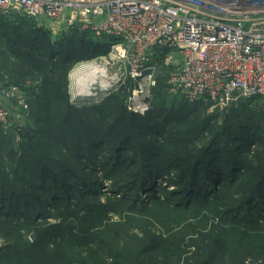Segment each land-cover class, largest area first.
<instances>
[{
    "label": "trees",
    "instance_id": "16d2710c",
    "mask_svg": "<svg viewBox=\"0 0 264 264\" xmlns=\"http://www.w3.org/2000/svg\"><path fill=\"white\" fill-rule=\"evenodd\" d=\"M48 35L33 19L0 17V85L31 83L33 89L29 90V94L33 99L30 101V111L34 122L41 123L37 119L47 122L54 140H60L59 144H65L66 141L70 143L66 149L67 154L57 156L55 152L50 155L40 154L37 149L38 140H34L26 144L22 156L17 159L15 152L5 147L6 138L0 131V146L3 148H0V221L6 219V223H11L9 221L24 219L25 223L31 224L34 219L59 220L55 212L66 208L72 211V216H61V212L60 217L65 218L60 221L66 222L64 226H69L70 230L77 231L74 219L85 223V218L79 217V213L84 211L90 221L96 218L93 217L96 214L99 217L96 226L83 229L87 239L93 238L96 241L88 248L89 255L104 253L122 264H175L169 259L165 262L162 259L186 254L184 248L188 246L182 237L178 238L181 231L172 233L173 229L182 225L197 236L192 240L197 239L193 246L196 247L197 258L201 259L199 264H213L221 253L222 257L232 256L235 264H243V259L252 255L257 247L263 252L264 222L261 224L260 221H264V152H260L264 150V145L258 140V127L249 129L246 125L247 121L264 120V111L259 113L256 108H252V103L260 99L242 100L229 107L235 111V115H225L222 132L215 133V126L209 128L210 140L200 137V126L192 129V135L187 138L173 136L178 142L190 145L194 141L197 146L191 145V148L187 145L182 149L172 146L173 149L164 154L161 148L155 149L158 141L185 123L189 116L199 113L201 108L209 110L210 105L203 102L187 103L172 97L165 76H160L154 89V106L146 116L128 112L118 100L120 95L117 94L109 96L101 104L77 107L71 104L68 94L67 78L73 62L96 53L107 54L112 40L70 30L57 43H46L45 37ZM237 116L241 118L236 121ZM110 118L113 120L110 121ZM208 121L205 120V125ZM230 121L238 122L239 129L228 132L226 129ZM260 128V131L264 130V127ZM234 140L237 144L232 143ZM109 143L114 145L117 152L114 155L117 159L109 160V165H115L114 161L117 160L115 169L129 179L113 186L114 195H120V198L115 197L105 204L91 202L86 197L91 195L96 198L102 184L83 176L80 168L85 164L76 159L81 156L90 161L97 156V147ZM251 146H260L254 152L260 149V154L252 155L253 152L249 150ZM108 149L112 150L111 146ZM58 151L63 152L60 149ZM123 151L133 154L127 162L132 166L128 167L120 158ZM244 154L248 155L246 160L242 158ZM4 158L7 161L10 158L16 163V166H11L10 172ZM34 161L35 165L28 167L27 164ZM20 167L28 170L31 177H19ZM10 173L15 174L14 179ZM32 180L37 184H33ZM20 181L25 185L21 186ZM29 186L41 192L34 193ZM173 187V191H170ZM221 187L223 192L219 195ZM130 201L133 202L131 210L139 216L154 218L165 229L163 234L152 238L153 234L139 224L142 217L124 218L130 225L138 224L139 229L145 231L143 237L150 236L143 248L146 256L150 255L147 260H143L144 256L131 260L116 247V243H106L104 239L103 234L106 232L115 234L121 240L125 222L103 225V217L107 211H114L115 205H129ZM51 209L54 214L50 215ZM169 215L180 219H171ZM237 220L252 224L237 225ZM167 223L176 227L169 229ZM16 225L20 226L22 232L21 225ZM49 227L42 234L43 237H54L60 228L52 225ZM112 227L120 228L121 233L117 232L121 235H117ZM59 235L64 240L45 251L53 262L44 258L34 264L57 262L55 258L60 256L57 257L55 252L62 245L65 251L70 250L69 245L72 248L64 260L68 261L66 264H74L73 256L83 252V249L77 251L72 246H77L73 235L66 239V234L60 232ZM192 240L190 244H193ZM15 246L21 256L46 255L44 251L41 253L42 246L37 247L26 240L17 241ZM240 251L244 256H239ZM1 252L0 260L3 263L5 256Z\"/></svg>",
    "mask_w": 264,
    "mask_h": 264
},
{
    "label": "built area",
    "instance_id": "2783aa9c",
    "mask_svg": "<svg viewBox=\"0 0 264 264\" xmlns=\"http://www.w3.org/2000/svg\"><path fill=\"white\" fill-rule=\"evenodd\" d=\"M16 16L45 22L58 37L77 30L111 39L96 61L106 62L109 89L124 88L134 114L149 112L160 76L183 102L221 110L264 102V0H0V17ZM31 87L0 85L3 128L29 109Z\"/></svg>",
    "mask_w": 264,
    "mask_h": 264
},
{
    "label": "rangeland",
    "instance_id": "374dc122",
    "mask_svg": "<svg viewBox=\"0 0 264 264\" xmlns=\"http://www.w3.org/2000/svg\"><path fill=\"white\" fill-rule=\"evenodd\" d=\"M38 27L42 30L47 32L49 35L45 37L46 39V43L47 42H58L62 37H58V36H54L52 30L48 29V27L46 26L45 22L42 23H38L36 22ZM70 31V30H69ZM11 44V43H10ZM102 55V54H100ZM100 55L98 53L93 54L91 57H86V58H82L80 60H77L75 62H73V65L70 69V72L68 74V94H69V98H70V102L71 104L77 106V107H83L86 105H92V104H101L104 100L108 99L109 96L113 95V94H117L118 96L120 95V97H118V100L122 102V104H124V106L126 107V109L129 111V97H127L126 92H122V90L124 88H120L119 91L116 90V88L112 87L109 89V85H108V80L109 77L106 78L108 76V74L106 73L105 69H106V62L101 60V61H96L98 60V57H100ZM91 61H93L94 63H90ZM96 61V62H95ZM87 62L90 63L87 67H83L80 66L81 63ZM80 63V64H79ZM95 66V67H94ZM95 70H99V71H103L101 75H96L93 72ZM78 72V73H77ZM80 73V74H79ZM75 74V75H74ZM79 75H85L86 77V82L84 84V88L86 89V92H90L89 95H94V98H89L87 97L86 99H82L81 101H73L74 100V96L75 94H77V90H76V78L75 76H79ZM33 89V87H31ZM83 89V90H85ZM109 89V90H108ZM82 90V88H81ZM33 97L29 94L28 95V103H29V109L28 110H23L20 109L19 110V114L15 113L10 117L9 123H13L15 122L14 127L12 128H8L5 129L1 126L0 131L3 132V136L6 138V142H5V147L7 149H12V153L15 152V155H17V159L20 158L24 152V147L26 146V144H28L29 142H34V140H38V152L40 154H46V155H50L53 152H55V154L57 156H60L61 154L66 152L67 146H70L68 144L69 141H66L65 144H59L60 140H54L53 136L51 134V131L48 129L49 125L48 123L41 119H37V122L40 120L41 123L36 124L34 121V117L30 111V101H32ZM124 99V100H123ZM155 103V95L153 93V100H152V107L149 110V112L152 110L153 106ZM239 103V102H238ZM240 108V106L238 107ZM252 108H256L257 112H261L262 110L264 111V102L262 100H258L252 103ZM229 111V112H228ZM149 112L145 113L144 115H140V116H146ZM199 113H196V115H191L189 116V118H187L188 120H186L185 123L181 124L180 126L176 127L174 130H172L171 133L167 134V136H165V138L161 139L159 138L160 141L158 146L155 148H161L162 150H164V154L168 152L169 149H173L172 146L176 147V148H183L186 147L188 144H186L185 142H178L175 138H172L173 136H186L189 137L192 135V129L196 128V126H200L199 128H201L200 130H202L200 137L201 138H208V140L211 139L210 136V132H209V128H213L215 126V133L218 132H222V128L224 126V120H225V115H235V111H231L229 108L226 109H210L209 110H204V109H200L198 111ZM223 112H227L226 114H224ZM230 115V116H231ZM240 115V114H239ZM241 118L237 116V119H235L236 121L239 120ZM209 120L208 124L205 125V120ZM108 120V119H107ZM106 120V121H107ZM110 121L113 120V118L109 119ZM108 123V122H107ZM171 123V122H170ZM230 124H226L227 125V131L230 132L232 129H239V126H237L238 122H233L230 121ZM246 125L248 126L249 129H255L256 127H258L257 129V137L259 142L262 143V145H264V130L260 131V127H264V120H256L254 122H250L247 121ZM106 129V128H105ZM189 132V133H186ZM208 136V137H207ZM153 140V139H152ZM207 141V139H205V142ZM236 140H234L232 143H235ZM55 144V145H54ZM59 144V147H58ZM170 144V145H167ZM196 144H198L196 142ZM237 144V142L235 143ZM57 145V146H56ZM197 146L195 145V142H191L190 145H188V147L192 146ZM260 145V146H262ZM111 146L112 150H109L108 148ZM114 145L112 144H108L103 147H97L98 148V154L97 156L90 160V161H86L85 158L79 156V158H75L77 161L84 162V166L80 168L81 173L83 174V176H87V178L91 179L92 181L95 182H101V189L100 191H98V196L96 198H93L91 195L86 197L88 201H93V202H100V203H107L108 200L114 199L116 198H120V195H114V191H113V186L115 185H120V183L125 180L126 178L129 179L128 176H126L123 173H120L119 170L115 169V166L117 165V160L114 161L115 165H109L111 160L117 159V157H114L115 154H117V152L115 151ZM201 146V145H199ZM259 146V147H260ZM259 147L255 148L253 146L249 147V150H251L253 154H258L260 152V149L258 150V152L254 153L256 149H258ZM0 148H2L0 146ZM168 148V149H167ZM3 149V148H2ZM63 150V152H60L58 150ZM90 151V148H88ZM179 149L175 150L174 152H177ZM94 150V149H93ZM93 150H91L93 152ZM264 150H262L260 153H263ZM259 153V154H260ZM174 154V153H171ZM170 154V155H171ZM221 154V153H220ZM65 156V155H64ZM111 156V157H110ZM113 156V158H112ZM130 157H133V154L128 152V151H123L120 153V158H123V161H125V163L128 162L129 159H132ZM242 158L245 160L248 158V155L244 154V156H242ZM1 159L0 158V163H1ZM6 165L8 164V166H6V168H8V171H11V166H16V163L12 160H10V158L7 159L4 158ZM110 160V161H109ZM134 160V158H133ZM133 162V161H132ZM76 163V162H75ZM135 163V161H134ZM133 163V164H134ZM128 167L132 166L131 163H127ZM28 167L30 165L33 166L35 165V161L31 164H27ZM15 169V167H14ZM128 170V169H127ZM134 170H136V168H134ZM13 174V176H11ZM19 177L23 178L24 176H28L29 178L31 177V175L29 174L28 170H25L23 168L20 167V171H19ZM10 177H12L14 179L15 174L14 173H10ZM9 177V178H10ZM22 182V181H20ZM12 184H14V182H11ZM33 184H37L36 182H34L32 180ZM158 184V183H157ZM162 186H165L163 183ZM25 185L24 182H22L23 186ZM29 188H31L32 192L37 193V192H41V190L38 189H34L31 186H29ZM175 187L171 188L170 191H173ZM223 192V187L220 188L219 191V195L220 193ZM230 194L232 195L233 192H230ZM119 200V199H116ZM127 202V201H126ZM131 203L133 202H129V205H115L114 211H107V213H105V216L103 217V222L102 224H106V223H110L112 225H118V223H124L125 222V228H124V234H122L123 237H121V240L117 239L115 234L113 233H104V239L106 240V243H111V244H117V248L124 253L129 259H136L138 256H144L145 259L143 260H147L148 257H150V255H147L144 253L143 248L144 246L147 244V237H143V232L145 233V231H142L139 229V225L138 224H132L131 225L129 223H127V220H124V218H135L138 219V217H142L140 219H142L139 224H141V226L143 228H146L151 234H153L152 238L156 235L159 234H163L165 232V229L161 228L160 223L157 221H155L154 218H149V216H143V215H138L137 212H134L133 210H131V207H133L131 205ZM137 203V202H135ZM131 205V207H130ZM148 206H151L149 203H147ZM75 205L73 204L72 207H74ZM61 216H66L71 218L72 216V211L70 209H66L64 208L63 210H57V212H55L56 215H58L57 217L60 218L58 219H48V220H44L42 219L44 222L40 223L41 221H37L36 219H34V221H31L30 223H25L24 219L22 220H12L9 221L11 223H6V219H3L0 221V252L2 250V256L4 255L5 258H3L5 261L0 260V264H34L37 263L39 261H41L44 258H48V261H51V256L49 254H47L45 251H47L48 247H52L55 246L56 244H60L62 242V240H64L63 238L61 239L59 235V233H64L66 234V237H64L65 239L69 236L70 238H73L77 241L76 245H72L73 247L77 248V251H80V249H83V252H77V256H73L72 261L74 264H122L120 262H117V259H115L114 257L112 258L110 255L107 254H97V255H89L88 252V248L91 247L93 245L94 239L93 238H89L87 239L86 234L83 232V229H87L90 227H95L96 224L99 222L98 220V216L95 214L93 217H96L95 219H92L91 221L87 218V215L84 211H82L81 213L78 214L79 217L81 218H85V223L84 221L81 222L79 220L74 219V221H76L75 223V227L77 229V231L74 230H70L69 226H64L65 224H67L66 222H62L61 223V219L63 220L64 218L60 217ZM54 214V210L51 209L50 211V215ZM169 218H174V219H180L179 217L176 218V216H172L169 215ZM79 218V219H81ZM24 222V223H19V222ZM71 221V220H69ZM136 220H132V222H135ZM237 225H242V223L244 225H249L252 223H245L243 221H238L237 220ZM264 221H260L261 224H263ZM16 224H20L22 227V232L20 231V226L16 225ZM170 226L168 227L169 229H171L172 227H176V225H171V223H167ZM60 226V228L57 230L58 233L57 235L55 234L54 237L51 236H44L43 237V233H46L49 230V226ZM87 227V228H86ZM187 227H184L183 225L180 226L179 228H175L173 229L172 233L175 232H179L181 231V236L178 235V238H183L184 239V243L186 246L185 249V255L183 256H166L164 257L162 260L165 262L167 261V259L175 262V264H199V261H201V259L197 258L195 252H196V247L193 246L196 243L197 239L192 240L193 238H197L196 235H193L191 231H189L188 229H186ZM112 229H114L117 233V235H121L118 232L121 233V229L120 228H116V227H112ZM82 231V232H81ZM118 231V232H117ZM21 232V233H20ZM72 233V234H71ZM19 235H21L19 237ZM73 235V236H72ZM17 237H19L17 239ZM12 238L14 239V241H12ZM9 240V241H8ZM11 240V241H10ZM24 241L26 240L27 242H29V244H35L37 245V247H41V253L44 251V253L46 255H32L33 257L30 256H21L20 254L17 253V248L15 246V244L17 243V241ZM143 240V242H142ZM192 242L193 244H190V242ZM15 242V244H13ZM198 242V241H197ZM171 243H173V241L171 240ZM12 244V245H11ZM98 244V242L96 243ZM9 246V248H8ZM98 246V245H97ZM115 246V245H112ZM258 246V245H257ZM6 248V249H4ZM70 250L72 249L69 245ZM92 248H96V247H92ZM49 249V248H48ZM4 250V251H3ZM69 249H66V251L63 249V245L58 247V252H55V255L58 258H55L57 262H55L54 264H66V260H64L65 258H68V253L70 251ZM71 256V253L70 255ZM235 259H237V253L235 255ZM239 256H244L242 255V251L239 252ZM25 257V258H23ZM30 257V258H29ZM155 259V256H152ZM60 258V259H59ZM28 259V260H27ZM54 259V257H53ZM52 259V260H53ZM142 259H140V261H143ZM168 260V261H169ZM243 264H264V251L262 252V250L259 249V247H257L254 251V253L252 255H249L247 257H245V259H243ZM71 261V260H70ZM53 262V261H51ZM213 264H235L233 261V257L232 256H228V257H222V253L220 254V256L218 257V259L216 261H214Z\"/></svg>",
    "mask_w": 264,
    "mask_h": 264
},
{
    "label": "bare ground",
    "instance_id": "6f19581e",
    "mask_svg": "<svg viewBox=\"0 0 264 264\" xmlns=\"http://www.w3.org/2000/svg\"><path fill=\"white\" fill-rule=\"evenodd\" d=\"M103 56V55H102ZM98 58H100L101 59V57H98ZM104 58V57H103ZM99 59V60H100ZM96 62V61H95ZM90 63H94L93 61H91ZM90 63H87V62H82L81 64H80V66H82V68L83 67H87V66H90V65H88V64H90ZM95 67V66H94ZM102 70L101 71H99V70H95L93 73L94 74H96V75H101L102 74ZM78 73V72H77ZM80 74V73H79ZM75 75V74H74ZM86 77L87 76H85V75H79V76H75V78H76V84L77 85H79V86H81V88H82V91H80L79 92V94L80 95H82V96H87V97H92V95H89V93L90 92H86V89L84 88V84H85V82H86ZM81 88H79L80 90H81ZM83 89H85V90H83ZM94 96V95H93Z\"/></svg>",
    "mask_w": 264,
    "mask_h": 264
},
{
    "label": "water",
    "instance_id": "95a60500",
    "mask_svg": "<svg viewBox=\"0 0 264 264\" xmlns=\"http://www.w3.org/2000/svg\"><path fill=\"white\" fill-rule=\"evenodd\" d=\"M87 98V96H80V97H78V98H76V100H74L75 102L76 101H81L82 99H86ZM89 98H94L93 96L92 97H89Z\"/></svg>",
    "mask_w": 264,
    "mask_h": 264
}]
</instances>
